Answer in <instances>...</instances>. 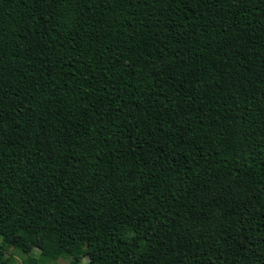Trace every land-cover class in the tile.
Returning <instances> with one entry per match:
<instances>
[{"label": "trees", "instance_id": "obj_1", "mask_svg": "<svg viewBox=\"0 0 264 264\" xmlns=\"http://www.w3.org/2000/svg\"><path fill=\"white\" fill-rule=\"evenodd\" d=\"M0 238L264 264V0H0Z\"/></svg>", "mask_w": 264, "mask_h": 264}, {"label": "rangeland", "instance_id": "obj_2", "mask_svg": "<svg viewBox=\"0 0 264 264\" xmlns=\"http://www.w3.org/2000/svg\"><path fill=\"white\" fill-rule=\"evenodd\" d=\"M0 244H1V238H0ZM28 253L26 252H22V251H18V250H15V249H8L6 251V256H10L12 259H11V262L10 264H27V261H28ZM36 253L35 252H32L30 254V256H35ZM67 261L65 260H59L57 262H55L54 264H66ZM86 262H84L85 264Z\"/></svg>", "mask_w": 264, "mask_h": 264}]
</instances>
